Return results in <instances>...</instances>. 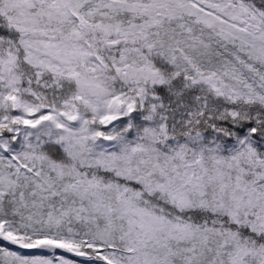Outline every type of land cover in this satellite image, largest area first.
<instances>
[{"label":"snow or ice","instance_id":"1","mask_svg":"<svg viewBox=\"0 0 264 264\" xmlns=\"http://www.w3.org/2000/svg\"><path fill=\"white\" fill-rule=\"evenodd\" d=\"M0 264H264V0H0Z\"/></svg>","mask_w":264,"mask_h":264}]
</instances>
